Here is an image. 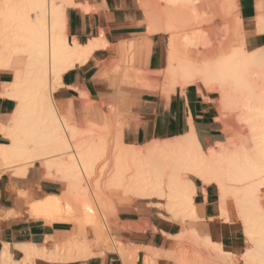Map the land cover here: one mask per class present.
<instances>
[{"label":"bare ground","instance_id":"1","mask_svg":"<svg viewBox=\"0 0 264 264\" xmlns=\"http://www.w3.org/2000/svg\"><path fill=\"white\" fill-rule=\"evenodd\" d=\"M159 1L167 9L156 15L154 9L149 11L151 0H141V6L147 10L148 30L169 34L163 86L169 91L177 85L183 88L194 84L210 90L217 87L221 93L220 119L227 133L225 115L236 110L238 119L234 118L244 123L247 137L239 139V134L237 139L241 142L227 137L206 151L201 149L193 132L167 141H153L141 148L124 147L115 139L106 188L123 190L137 200H156L153 205L166 214L168 221L183 225L187 220L198 219L194 204L196 188L191 176L205 186L216 187L219 217L224 222L231 221L232 209L241 224L246 247L240 255L225 251L220 243L194 230L183 229L176 235H167L173 246L183 250L145 249V264H156L159 258L174 264H236L237 258L241 264H264V200L260 195L264 192V48L253 52L243 49L240 21L235 18L231 25L224 26V40L219 46L206 51L198 60L197 52H190L189 47L197 44L209 47L212 42L181 40L177 31L187 23V15L197 16V6L205 4L204 1ZM221 2L219 15L225 18L235 5L232 0ZM67 6H72L71 0H0V69L13 70V80L4 86L0 97L15 102L8 121L0 125V135L6 141L0 144V167L24 177L35 162H40L46 177L63 181L66 191L59 198L48 195L33 202L34 205L31 203V217L55 220L65 210L74 213L78 222L65 242L51 248L17 246L23 253L18 260L13 259L8 244L4 245L0 264H34L35 259L50 263L87 259L102 255L109 245L124 264H135L136 248L107 241V236L112 237L113 223H108L99 208L94 209L97 204L92 207L85 195L91 187L87 178L104 156L110 124L101 119L86 122V127L79 129L73 120L58 113L53 99L61 75L75 64L84 63L94 47L92 43L79 46L73 39L72 45L67 43L64 33ZM124 74L123 77H129ZM63 196L64 204L60 198ZM121 226L130 231L144 230L136 224ZM88 227L96 239L93 245L86 241Z\"/></svg>","mask_w":264,"mask_h":264},{"label":"crops","instance_id":"2","mask_svg":"<svg viewBox=\"0 0 264 264\" xmlns=\"http://www.w3.org/2000/svg\"><path fill=\"white\" fill-rule=\"evenodd\" d=\"M71 2L72 6H67L64 12L67 43L72 45L74 40L79 46L92 43L94 47L84 63L75 64L61 75L53 93L60 115L73 120L79 129H84L86 122L106 120L110 124L108 136L119 139L124 147L141 148L153 141H167L189 132L194 133L203 151L224 142L226 132L216 92L194 84L183 88L177 85L173 91L163 86L169 38L163 32L148 30L141 0ZM232 3L235 5L233 18L240 21L238 30L243 49L247 52L263 49L264 0H232ZM227 23L231 25L232 20ZM124 73L129 77H123ZM12 80L13 70L1 68L0 95ZM14 108L13 100L0 97V125L6 124ZM4 143L0 135V144ZM35 163L24 177L0 171V251L8 244L16 260L23 257L17 246L51 248L65 242L73 231L70 223L49 224L24 214L20 193H29V201L33 202L61 193V180L47 178L45 168ZM195 180L199 183L198 186L194 182L198 219L187 220L183 225L168 221L166 214L154 206L156 200L153 203L152 200L119 199L126 202L117 204L118 213L112 219L117 226L113 231L126 247L137 248L135 264L140 261L143 264L145 249L169 250L171 240L167 235H176L183 229L214 239L223 249L228 248V252L236 255L244 249L241 224L231 211L230 222L219 217L216 187ZM131 224L141 225L144 230L133 232L120 227ZM118 256L115 252L103 251L102 255L87 259L51 263L35 259L34 264H124ZM156 264L174 263L159 258Z\"/></svg>","mask_w":264,"mask_h":264},{"label":"rangeland","instance_id":"3","mask_svg":"<svg viewBox=\"0 0 264 264\" xmlns=\"http://www.w3.org/2000/svg\"><path fill=\"white\" fill-rule=\"evenodd\" d=\"M151 1H152V6L149 7V11L151 9L152 10L154 9L153 11L155 12V15H156V13L165 11L167 9L166 5H164L163 2H160L159 0H151ZM203 1L205 4H203L202 2L201 3L203 4L204 7L201 5V3L199 4L200 6L199 5L197 6V8H198L197 16L196 15L195 16L190 15L191 17H189L187 15L186 16L187 23L180 28L181 30L179 29L177 31V34L181 40H183V39L185 40L187 38H194L196 41H199V39H200L201 41L210 40L212 42V46H209V47H203L199 44H197L195 47H193V46L189 47L190 52L191 51L197 52V56H199L198 60H201V56L205 55L206 51H212L217 46H219V44L224 40V38L222 37L223 32H224V26L226 25L227 22H229L231 20L233 22L235 19V18H233V9H231L229 11L228 16H226L225 18L222 17L221 14L219 15V13H220L219 3L221 4L222 3L221 1H223V0H203ZM205 1H207L208 3ZM142 9H143V11L147 12L146 9H144V8H142ZM214 14H215V16H214ZM187 25L189 28L187 27ZM182 29L184 31H182ZM165 35L168 36V38H169V34L165 33ZM184 37H186V38H184ZM194 55H196V54H194ZM215 89L216 90H214V88H213L212 91L216 92L218 99L221 98L220 91L217 89V87H215ZM218 101H219L218 107L220 108L221 107L220 100H218ZM219 111H220V109H219ZM227 115H225L226 116L225 117L226 122L228 121L227 123L228 124L230 123L231 125L229 124L230 127H228V124L226 123L229 134L227 133V130L225 129L226 134H225V137L223 138V141H225L227 137H228L227 139H230L232 141L236 140L238 138L239 134H240L239 139H242V138L246 139L247 129H246L244 123H240L239 120H236V119H238V117H236V116H238L237 111L231 110L230 112H228ZM234 117H236V119ZM231 118L233 119V121L236 120V122H232ZM237 121H238V123H237ZM241 124H243V125H241ZM238 126H243V127H241L242 130ZM232 129L234 131H232ZM232 132H234L233 133L234 135L232 134ZM112 139H113L112 137H109V136L107 137V144H106V148L104 151V156L95 164L94 170H93L94 172L89 176L90 178L89 177L87 178L88 184L91 187H90V191L87 189L88 191L86 192L85 195H86L87 202H89L92 205V207L96 206V204H97L96 208L94 207V209L96 210L99 208V211L101 212L103 217H105V219H107L108 223H110V222L113 223V225L110 226V230H111L110 231V233H111L110 237L111 236L112 237H111V239H108V236H107V241L109 243H111L113 241L112 243H114L116 246H117V244L118 245L121 244L124 247H126V245L123 244V242L121 240H119L115 237V233H114L113 229H114V226H117V225L115 224V222H113L112 219L117 216V213H118L117 204L122 203V202H126V201H120L119 199H122V198H134V199H136V198L132 194L124 193L123 190L121 191L120 189L119 190L118 189L117 190L116 189H110L109 187L106 188L107 187V180H108L107 178L109 177V175H110L109 173L111 172V170H109V168L111 169V167H109L108 165L111 166L110 161L112 159V156H113L112 154L114 152V148H113L114 147V140H112ZM239 139H237V140H239ZM242 140H239V142H241ZM235 142H237V141H235ZM35 164L42 165L41 163H38V162ZM106 169H107V171H106ZM0 171L1 172H3V171H11L12 172L11 169H3L2 167H0ZM13 176H15V175L13 174ZM190 178L199 186V183L193 177H190ZM96 182H97V185H95ZM61 183H62L61 184V193H60V195H55L56 197L58 196V198H59V196H62V194L66 191L65 183L63 181H61ZM98 184H99V187H98ZM60 198L64 204L65 203L64 196L60 197ZM20 199L23 200V202H24V211H25L24 214L31 217L32 216L30 214L31 213V210H30L31 206L34 205V203H37V201H34V203H33L32 199L29 201V193H27V192L20 193ZM217 200H218V191H217ZM31 203H32V205H31ZM63 206L64 205H62V207ZM63 212H65V213H63ZM63 212L60 213L59 216L57 217V219H55V220L51 219L52 220L51 221L50 219L46 220L45 218H42L41 220H44L45 222H47L49 224L52 222L71 223V225L73 227V231H72V233H73L75 231L77 225H78L77 220L74 218L75 214L73 213V215H72L71 212H67L65 210H63ZM70 214L72 215L73 221L71 219ZM231 214L234 217V219L236 220L234 210H232V209H231ZM31 218H33V217H31ZM74 220H76V221H74ZM99 220H100V218H99ZM120 227H122V226H120ZM187 227H189V226L187 225ZM240 231L242 234V227H240ZM133 232H136V231H133ZM93 234L94 233L92 232V228L88 227L87 228V234H86V241L92 245L95 244V242H96L95 236ZM242 237H243V235H242ZM243 239H244V237H243ZM110 240H111V242H110ZM99 245L103 246L104 245L103 241H102V243L100 241ZM110 246L112 247V245H109L107 247H110ZM111 247L107 251L114 252L113 248H111ZM245 247H246V243L244 245V248ZM127 248H130V247H127ZM175 249L183 250V247L182 248H176L175 246H173V241L171 240V246L169 247V250L171 251V250H175ZM136 250H137V248H136ZM160 250L163 251L164 249H160ZM224 250L228 252V248H224ZM243 250L238 255H240L243 252ZM61 262H65V261H61ZM155 262H156V260H155ZM237 263L241 264L239 258H237L236 264ZM139 264H142L141 261ZM143 264H145L144 260H143ZM146 264H148V263H146Z\"/></svg>","mask_w":264,"mask_h":264},{"label":"snow or ice","instance_id":"4","mask_svg":"<svg viewBox=\"0 0 264 264\" xmlns=\"http://www.w3.org/2000/svg\"><path fill=\"white\" fill-rule=\"evenodd\" d=\"M260 195H261V199L264 200V192H262Z\"/></svg>","mask_w":264,"mask_h":264}]
</instances>
